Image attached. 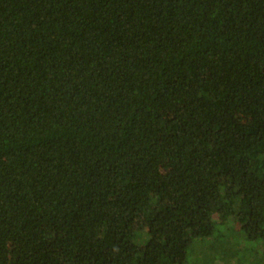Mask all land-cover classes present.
Returning <instances> with one entry per match:
<instances>
[{"label":"trees","instance_id":"trees-1","mask_svg":"<svg viewBox=\"0 0 264 264\" xmlns=\"http://www.w3.org/2000/svg\"><path fill=\"white\" fill-rule=\"evenodd\" d=\"M192 255L264 264V0H0V264Z\"/></svg>","mask_w":264,"mask_h":264},{"label":"rangeland","instance_id":"rangeland-1","mask_svg":"<svg viewBox=\"0 0 264 264\" xmlns=\"http://www.w3.org/2000/svg\"><path fill=\"white\" fill-rule=\"evenodd\" d=\"M166 169H167V166L165 165L164 166ZM165 169V170H166ZM217 213L215 214V217H217ZM238 220H239V216L237 215V214H231L230 215V213L228 212H225V213H223L222 214V216H221V219H220V221H221V225H220V227H221V232H220V234L218 235V239L222 242V243H224V242H226V239L228 238V237H230L229 238V243H227L228 245H230V246H233V245H235L236 244V242H237V240H239V237L242 235L240 232H241V230H240V228H241V222H238ZM239 224V228H238V224ZM227 236V237H226ZM241 238V237H240ZM256 245V247H257V245H259L257 242H256V240H248V241H246V242H243V247H246V246H250V247H254ZM226 249V246L224 245L223 247H222V250H225ZM243 249V248H242ZM240 253H241V251H240ZM230 255V254H229ZM166 262H167V260L165 259V260H163L162 261V264H166ZM246 263V261H243V263L242 264H245ZM191 264H200V262H198L195 258H194V255H192V260H191Z\"/></svg>","mask_w":264,"mask_h":264}]
</instances>
